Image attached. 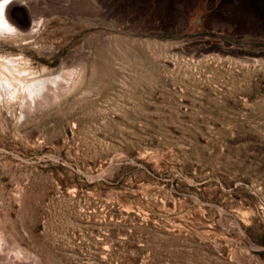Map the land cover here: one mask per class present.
I'll list each match as a JSON object with an SVG mask.
<instances>
[{"label":"rangeland","instance_id":"374dc122","mask_svg":"<svg viewBox=\"0 0 264 264\" xmlns=\"http://www.w3.org/2000/svg\"><path fill=\"white\" fill-rule=\"evenodd\" d=\"M13 2L0 264H264V0Z\"/></svg>","mask_w":264,"mask_h":264},{"label":"bare ground","instance_id":"6f19581e","mask_svg":"<svg viewBox=\"0 0 264 264\" xmlns=\"http://www.w3.org/2000/svg\"><path fill=\"white\" fill-rule=\"evenodd\" d=\"M16 2V1H15ZM15 2H13V0H0V27H6L4 29H13L15 28V26L11 23L10 21V17H12V13L13 11H16V13H18L19 9H18V6L15 4ZM27 20H25L24 22H26ZM27 27V26H26ZM2 30V29H1ZM19 31V30H18ZM3 32V31H2ZM11 33V32H9ZM1 60V59H0ZM13 62V61H12ZM18 62V61H17ZM9 65V64H8ZM8 65H6L5 63H1L0 64V72L1 74H4L3 76H6L5 74V69H8L9 72H10V75L13 76L11 78H13L14 80V85L15 83H19L20 80H21V84H23V81H22V76H23V73L25 72V70H28L27 69H22L20 67H18V65L16 63H12V67H9ZM31 70V69H30ZM29 70V71H30ZM32 74V73H31ZM8 74V76H10ZM2 76V77H3ZM34 78V77H33ZM36 78V77H35ZM2 79V78H1ZM45 79V78H44ZM18 80V81H16ZM24 80V79H23ZM16 81V82H15ZM26 82V80H24ZM42 81V80H41ZM9 82V81H8ZM12 82V81H11ZM24 82V84H25ZM1 83V82H0ZM3 83V82H2ZM27 83V82H26ZM31 83V81H30ZM10 84V83H9ZM39 84V80L35 79V80H32V83L30 84V88L33 90L34 88H36V86ZM41 84V83H40ZM18 85V84H17ZM27 86V85H26ZM29 86V85H28ZM40 86V85H38ZM5 87V86H4ZM10 87V86H9ZM14 87V86H13ZM17 87V86H16ZM19 87V86H18ZM45 87V86H44ZM29 88V87H28ZM17 91V90H16ZM35 91V90H34ZM9 93V92H8ZM16 92L15 94H13V97L16 96ZM2 96V95H1ZM8 96V95H7ZM12 97V96H11ZM29 99V98H28ZM1 100V99H0ZM9 100V98H8ZM37 100V99H36ZM9 102V101H8ZM20 255V254H19Z\"/></svg>","mask_w":264,"mask_h":264}]
</instances>
